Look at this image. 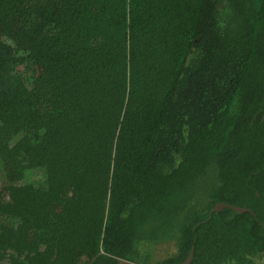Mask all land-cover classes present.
Masks as SVG:
<instances>
[{"label": "trees", "instance_id": "16d2710c", "mask_svg": "<svg viewBox=\"0 0 264 264\" xmlns=\"http://www.w3.org/2000/svg\"><path fill=\"white\" fill-rule=\"evenodd\" d=\"M191 247L264 258V0H0V264Z\"/></svg>", "mask_w": 264, "mask_h": 264}, {"label": "water", "instance_id": "95a60500", "mask_svg": "<svg viewBox=\"0 0 264 264\" xmlns=\"http://www.w3.org/2000/svg\"><path fill=\"white\" fill-rule=\"evenodd\" d=\"M222 207H228V208H231L233 210H236L238 212H251L253 215L254 212L252 211L251 208L247 207V206H238V205H235V204H232V203H226V202H223V201H218L214 204L213 208L211 209L212 210H219L221 209ZM193 258V247L190 248L189 250V253L187 255V257L185 258V260H183L182 262L180 263H177V264H188Z\"/></svg>", "mask_w": 264, "mask_h": 264}, {"label": "rangeland", "instance_id": "374dc122", "mask_svg": "<svg viewBox=\"0 0 264 264\" xmlns=\"http://www.w3.org/2000/svg\"><path fill=\"white\" fill-rule=\"evenodd\" d=\"M169 247L167 246H159L158 249L156 250V255H163L164 253H166V251L168 250ZM122 264H131V263H125L123 262ZM260 264H264V258H262L260 260Z\"/></svg>", "mask_w": 264, "mask_h": 264}]
</instances>
